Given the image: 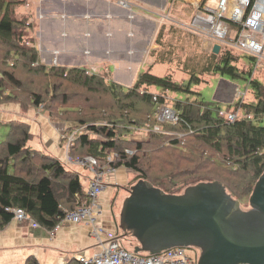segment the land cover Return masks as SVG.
I'll use <instances>...</instances> for the list:
<instances>
[{
  "label": "trees",
  "instance_id": "obj_1",
  "mask_svg": "<svg viewBox=\"0 0 264 264\" xmlns=\"http://www.w3.org/2000/svg\"><path fill=\"white\" fill-rule=\"evenodd\" d=\"M24 2V0H0V102L5 99L17 98L15 93L11 94L9 98L2 94L7 87L15 92L18 91L17 88L25 86L24 80L15 74V69L18 68L30 74L33 73V75H49V78L50 75L56 73L65 81L76 82L89 89L97 84L102 86L103 78L99 79L100 75L96 73L89 74L88 69L83 66L54 64L49 66L40 61L39 51L34 45L36 37L34 23L28 16H23L19 12ZM174 26L175 24L169 25L171 28ZM166 27L168 25L161 23L156 33L157 36L162 38ZM180 28L201 38L200 35L192 31ZM156 44L162 46L163 42L158 39ZM151 54L156 55L153 51ZM210 54V62L206 65L207 68L205 67L207 70L202 74L215 72L230 78L242 77V72L234 64L238 57L244 56L241 51L224 47L219 53L211 51ZM167 58V55H163L159 62H168ZM248 58L252 62V57ZM190 69H187L191 75V80L188 83H179L173 80L170 75L154 74L149 68L140 73L131 85L126 86L118 83L120 84L118 86L116 83H111L107 86V91L113 92L117 88L124 91L123 86L131 88L130 86L135 84L129 91L130 93H124L125 96L121 98L137 96L143 102L153 105L156 102L163 103L164 96L159 94L155 99L154 93L138 91L140 87L146 86V89H150L152 86L156 89L188 94L187 99L178 100L174 106L177 114L175 122L164 124L159 122L164 125L163 128L170 125L175 133H159L152 128L150 131L149 148H153L154 151L160 150V152L168 151L166 152L168 155L162 158L164 164L161 168L164 173L162 178L151 173L152 163L147 164V171L141 167L139 152L143 149L142 144H138L136 148L131 149L132 152H128L130 149L119 143L122 140L123 130L120 128L121 123L117 122L119 119L126 120L127 113L125 111L124 118L120 117L115 120L113 117L110 124L90 127L94 133L105 137V141L90 140L88 133L83 134L78 130L74 135V142L71 141L68 146V152L76 157L73 148L79 141L82 147L87 150L86 154L79 158L93 155L98 159L100 166L107 161L116 168L121 166L132 168L140 174L141 178L148 180L167 193H179V189H171L173 185L179 183L183 184L184 188L206 181V179L214 181L212 179L221 177L223 180L218 181L225 185L228 192L234 198L239 199L241 203L244 202L251 195L256 181L264 172V125L258 124L256 119L258 116L264 115V87L258 80H250V85L256 92L257 102L247 105L228 104L226 107L228 111H240V108L242 110L239 117L229 120L220 115L219 112L222 108L219 102H208L199 97L200 92L191 91V85L199 84L201 80L197 77V72ZM251 72L252 66L248 74L251 75ZM194 78L197 80H192ZM32 82L34 83V81ZM55 87L53 85V89ZM31 93L34 94L35 102L40 103L39 92L33 90ZM190 95L196 96V98L191 100ZM113 96L115 97L114 94ZM120 102L124 103L122 100ZM156 121L158 122V120ZM131 123L137 124L134 120H131ZM7 125L9 128L6 136L0 140V230H3L15 219L13 208H23L29 217L47 232H51L59 223H62V226L70 223L62 222L66 213L76 208L78 200H82L78 202L81 204L90 200L85 190V184L80 178V172L72 171L67 167L66 154L65 163L59 157L27 147V142L33 136L31 124L28 121L13 120ZM157 139L163 140V142L160 145H155ZM174 150H178V152L173 153ZM109 151L118 153L120 157L118 163L107 160ZM15 160H18V163ZM183 164L185 165L182 166ZM218 168H221L222 171ZM175 171L180 172L174 173ZM64 203H74L75 207L67 209ZM29 220L18 222L21 226L23 224L30 225ZM117 221L116 219V223ZM118 235L124 241L125 236ZM128 249L133 250V247ZM24 264L43 263L35 255H30ZM63 264L83 263L78 258H72Z\"/></svg>",
  "mask_w": 264,
  "mask_h": 264
},
{
  "label": "rangeland",
  "instance_id": "obj_2",
  "mask_svg": "<svg viewBox=\"0 0 264 264\" xmlns=\"http://www.w3.org/2000/svg\"><path fill=\"white\" fill-rule=\"evenodd\" d=\"M24 1L25 2L22 6L25 7L26 11L20 14L29 17L30 21L34 23L35 32L37 33V30L39 29L37 22L39 17L38 6H34V0ZM193 1L196 2V0ZM179 2L180 0H168V4H170L168 7H170V10L172 7L171 17L173 22L168 21L165 23L168 27L164 30L162 38L157 36V34V39L156 36L154 38L155 43L160 39L163 42V45L158 46L157 44H153V47L151 46L148 49L146 60L151 62L148 63L147 66L136 70L133 77L139 76L140 73L150 68L151 72L154 74L160 76L170 75L173 80L179 83H188V81L191 80V75L188 73L187 69L191 68L190 70L196 71L198 74L197 77L201 80L199 84L193 83L191 85V91L200 92L201 94H199V97L208 102H220L222 108L220 111L226 110L227 105L230 103L234 105H239V103L246 105L249 103H256V92L251 87L250 80H258L264 87V67H255L251 60L244 54V56L238 57L237 62L234 63L238 70L242 72V77L230 78L215 72L202 74L203 71L207 70L206 65L210 62L212 43L202 37H196L179 27L180 23L187 24L189 22L196 10L195 6H197L196 4L194 5V2L183 1L181 8H177ZM206 2L210 5H214L216 0H206ZM173 4L174 7L171 6ZM171 24H175V26L172 28L169 27ZM38 39L39 38L36 35L34 42L35 46L38 43ZM152 51L156 55H152ZM162 54L168 56V62H159L163 56ZM45 64L51 66L49 63ZM51 64L61 65L58 63ZM251 66L252 72L250 75L248 73L251 70ZM84 67L88 69L89 74L96 73L100 75L99 79L103 78L104 80L103 85H93V88L89 89L76 82L65 81L57 76L56 73L50 75L51 77L49 78V75H33V73L30 74L20 68L15 69V74L17 77L24 80L25 86L23 88H17L18 91L15 92L7 87L5 91L2 92L7 98L15 93L14 95H16L17 98L5 99L0 102V140L6 136L9 128L7 125L8 123L13 120L28 121L31 124L33 136L31 140L27 142V147L39 150L42 153L54 157H59L65 161L66 149L71 143H69V137H72V142H74V135L80 130L83 134L88 133L90 140L97 139L103 142L105 141V137L94 133L90 127L92 125L110 124L113 117L115 120H118L120 117L124 118L123 115L125 111L127 113L125 116L126 120L119 119L117 122L121 123L120 128L123 130L121 134L122 140L119 143H121L123 147L129 148L130 150H128V152H132L131 149L136 148L138 144H142L143 149L139 152L141 155V167L147 171V164L152 163L153 168L151 169V173L162 178L164 176V173L161 171L162 166H164L162 158L168 155V153H166L168 151L160 152V150L154 151L153 148H149L148 144L151 137L150 131L152 128L155 132L158 131L159 133H175L170 125H166L163 128V124L173 123L177 120L174 106L178 100L187 99L188 94L162 89L155 90L152 86L150 89H146V86H142L138 91L141 90L142 93L144 91L154 93L153 95L155 97L161 94L164 96V102H156L154 105L151 103L147 104L140 100L136 95V97L121 98L125 96L124 93H130L129 91L133 89L135 84L134 86H130L131 88H127L126 86L131 85L136 78L134 80L130 79L132 80L131 84H123L121 81L114 78L116 75L114 73L116 69L114 70V68L110 71L108 66H105L104 68H99L95 65ZM203 68L205 69L202 70ZM126 72L128 74L127 70ZM192 80L195 81L197 79L194 78ZM32 81H34V83ZM111 83H116L118 86H120V84L126 86H123L124 91L118 88L113 92L107 91V86L111 85ZM53 85L56 86L57 89L56 87L53 89ZM33 90L39 92L40 103L35 102L34 94L31 93ZM190 96L191 100L196 98V96ZM120 100L124 101V103H121ZM166 109L173 113L172 116L170 113H165L163 115V112ZM227 111L228 110H226V112ZM239 113H242L241 108ZM256 119L258 124L264 125V115L258 116ZM82 120H84V122H82ZM131 120L136 121L137 124L134 125L131 123ZM156 120H158V122ZM143 122L145 123L143 124ZM72 130L74 131L71 133ZM164 139H166V137H164ZM162 142L163 140L157 139L155 145H160ZM84 148L78 141L73 148V151L76 154L75 156H84L87 152ZM175 152H178V150L173 151V153ZM119 159L120 157L116 151H109L108 161L118 163ZM15 162L18 163V160H15ZM103 164L104 165L99 166L105 171L103 176V183L105 186L98 195V203L101 206V215L97 218V224L103 229H110L111 231H116L118 234L123 235L124 232L119 227L120 210L125 198L129 195V188L141 179V177L140 174L135 172L132 168L124 166L116 168L112 163H108L107 161ZM184 165L185 164L182 166ZM67 167L72 171H79L81 180L86 187L88 186L91 177L88 178L89 172L85 168L78 166L77 163L69 162L67 163ZM108 167L114 168V170L108 172ZM218 170L222 171L221 168H218ZM17 171H19V168H17ZM180 171H175L174 173H179ZM218 178L219 179L212 180H223L221 177ZM207 180L209 179H206V181ZM173 188L179 189V193L174 194H181L186 187L183 188V184L179 183L173 185L171 189ZM81 201L82 200H78V202ZM78 202L76 207L81 204ZM64 204L67 209L71 207L73 208L74 206V203ZM242 208H249V196L244 202H242ZM116 219L118 220L117 223ZM69 224H84L83 227L88 230V237L91 235L89 231L93 228L92 224L86 222ZM23 226L27 233H33V235L39 234L42 230L39 227L34 228L31 225L23 224ZM11 227L12 225L7 226L5 228L6 231L0 232L1 241L6 242L8 240L15 245V248L10 249L9 260L7 259L6 261L7 264H13V261L18 259L20 253H22V248L19 247L18 242L23 237L22 231L24 232V228L20 224L17 225V235L12 236L9 234ZM65 227H63V229H66ZM48 233L49 239L56 235H52L49 231ZM136 244H138L137 240L132 235L124 237V246L131 248ZM187 255L197 264L199 251L196 248H187ZM84 256H87L88 258L90 257L87 254Z\"/></svg>",
  "mask_w": 264,
  "mask_h": 264
},
{
  "label": "crops",
  "instance_id": "obj_3",
  "mask_svg": "<svg viewBox=\"0 0 264 264\" xmlns=\"http://www.w3.org/2000/svg\"><path fill=\"white\" fill-rule=\"evenodd\" d=\"M141 1L155 8L170 5L168 0ZM183 1L198 6L204 0H180L177 8H181ZM34 6H38L39 13L36 47L43 63L108 66L110 71L116 69L115 79L131 84L136 78L133 77L135 71L151 62L146 60L147 51L156 45L154 38L161 25L154 18L138 12L131 17L132 12L114 0H34ZM19 11L24 13L26 9L22 6ZM19 224L14 219L7 225H12L10 235H17ZM66 225L51 239L45 229L33 235L22 226L23 237L18 242L22 253L13 264H24L30 255H35L43 264H63L101 249L102 244L99 245L92 235L88 237L84 224ZM4 229L0 232L6 231ZM11 248H15L12 242L0 240V263L7 264Z\"/></svg>",
  "mask_w": 264,
  "mask_h": 264
},
{
  "label": "water",
  "instance_id": "obj_4",
  "mask_svg": "<svg viewBox=\"0 0 264 264\" xmlns=\"http://www.w3.org/2000/svg\"><path fill=\"white\" fill-rule=\"evenodd\" d=\"M212 51L219 53L221 45ZM128 191L119 227L137 240L135 253L187 247L199 251L197 264H264V172L247 209L219 181H201L174 194L141 178Z\"/></svg>",
  "mask_w": 264,
  "mask_h": 264
},
{
  "label": "built area",
  "instance_id": "obj_5",
  "mask_svg": "<svg viewBox=\"0 0 264 264\" xmlns=\"http://www.w3.org/2000/svg\"><path fill=\"white\" fill-rule=\"evenodd\" d=\"M114 1L130 10L131 17L138 12L160 23L173 22L168 6L155 8L141 0ZM179 26L207 39L212 46L216 43L220 44L221 50L227 47L241 51L242 54L252 57L255 67L264 66V0H216L214 5L207 2L200 3L189 22L180 23ZM165 113H170L171 116L173 114L167 109L163 115ZM220 115L235 120L240 113L221 110ZM71 141L72 137H69V143ZM66 160L69 163H77L89 172L90 183L85 190L90 200L68 211L62 222L92 224L90 234L99 245L102 244L101 249L89 255V258L84 255L78 257L80 262L83 264H196L187 255L186 247H172L158 254H137L126 248L117 233L103 229L97 224V218L101 215L98 195L105 186L103 183L105 171L100 168L98 159L93 155L83 158L73 157L67 148ZM113 170L114 168L111 167L107 169L108 172ZM12 211L18 221L30 218L23 208H13ZM29 223L34 228L39 227L34 219L30 218ZM61 226L62 223L55 226L51 234L55 235Z\"/></svg>",
  "mask_w": 264,
  "mask_h": 264
},
{
  "label": "clouds",
  "instance_id": "obj_6",
  "mask_svg": "<svg viewBox=\"0 0 264 264\" xmlns=\"http://www.w3.org/2000/svg\"><path fill=\"white\" fill-rule=\"evenodd\" d=\"M202 3H206V0L204 1V2H202ZM166 23V22H165ZM212 48H213V46H212ZM89 175V174H88ZM87 187H86V185H85V189H86ZM115 233H117L116 231H114ZM118 234V233H117ZM124 242V241H123ZM126 247V246H125ZM127 248V247H126ZM172 248V247H171ZM131 250V249H130ZM133 250H134V248H133ZM145 254H150V253H145Z\"/></svg>",
  "mask_w": 264,
  "mask_h": 264
},
{
  "label": "flooded vegetation",
  "instance_id": "obj_7",
  "mask_svg": "<svg viewBox=\"0 0 264 264\" xmlns=\"http://www.w3.org/2000/svg\"><path fill=\"white\" fill-rule=\"evenodd\" d=\"M187 248V247H186Z\"/></svg>",
  "mask_w": 264,
  "mask_h": 264
}]
</instances>
